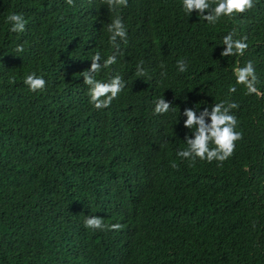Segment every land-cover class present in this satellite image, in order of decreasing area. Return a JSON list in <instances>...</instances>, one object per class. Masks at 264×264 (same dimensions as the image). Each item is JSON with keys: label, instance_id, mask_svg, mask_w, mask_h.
Returning <instances> with one entry per match:
<instances>
[{"label": "trees", "instance_id": "16d2710c", "mask_svg": "<svg viewBox=\"0 0 264 264\" xmlns=\"http://www.w3.org/2000/svg\"><path fill=\"white\" fill-rule=\"evenodd\" d=\"M0 264H264V0H0Z\"/></svg>", "mask_w": 264, "mask_h": 264}, {"label": "rangeland", "instance_id": "374dc122", "mask_svg": "<svg viewBox=\"0 0 264 264\" xmlns=\"http://www.w3.org/2000/svg\"><path fill=\"white\" fill-rule=\"evenodd\" d=\"M28 89L30 91H38L39 87L36 84H31V85H28Z\"/></svg>", "mask_w": 264, "mask_h": 264}, {"label": "clouds", "instance_id": "9594fccd", "mask_svg": "<svg viewBox=\"0 0 264 264\" xmlns=\"http://www.w3.org/2000/svg\"><path fill=\"white\" fill-rule=\"evenodd\" d=\"M160 39H158V41H159ZM163 105V100H158V101H156V109L157 108H159L160 106H162ZM155 109V110H156ZM153 130H154V127H153ZM123 222H125L126 223V221L124 220Z\"/></svg>", "mask_w": 264, "mask_h": 264}]
</instances>
